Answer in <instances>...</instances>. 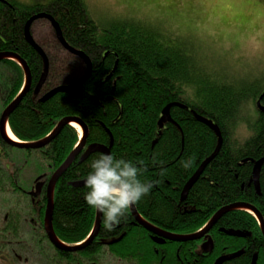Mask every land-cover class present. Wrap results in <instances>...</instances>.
<instances>
[{
	"label": "trees",
	"instance_id": "obj_1",
	"mask_svg": "<svg viewBox=\"0 0 264 264\" xmlns=\"http://www.w3.org/2000/svg\"><path fill=\"white\" fill-rule=\"evenodd\" d=\"M41 11L58 21L67 41L88 54L93 64L92 74L84 84L59 92L45 102L34 95L44 61L24 38L26 22ZM36 42L50 60L44 92L76 76L81 68L79 60L65 53L54 38L45 44ZM2 52L18 54L32 75L31 90L9 118L11 131L21 141L40 140L61 119L79 117L89 130L87 147L93 143L109 145V129L113 136L111 150L118 155L149 160L153 153L158 155L163 164L148 163L145 175L159 183L136 206L148 222L167 232L192 234L203 228L219 209L239 202L257 208L264 219V164L259 171L260 193L253 183L254 161L264 157V114H259L254 124V135L244 143L237 141L234 129L248 92L210 83L209 77L198 73L184 49L167 46L157 29L128 21L103 27L93 19L84 0H53L46 6L0 0ZM59 61L67 65L63 67ZM0 68L3 69L0 70L1 113L19 94L24 72L12 60L1 61ZM174 102L184 103L213 120L223 135L218 155L189 190L184 203L180 200L184 185L214 152L217 137L188 110L178 107L172 108L171 116L179 127L167 124L159 137L162 110ZM77 142L78 133L71 125H66L41 150L17 149L0 138L1 259L8 257L14 241L26 239L30 230V237L39 240L47 264H63L67 259L69 264H108L109 256L115 260L113 264H214L217 257L237 252L243 253L223 264H251L255 254L257 264H264L261 228L256 218L243 210L224 214L210 231L214 242L211 254L201 250L203 240L169 241L161 253V246L153 242L147 230L135 224L131 212L127 223L114 232L100 228L97 238L83 252L69 254L50 247L42 226L46 198L31 203L24 190L26 174L32 172L33 180L44 170L50 175ZM95 154L85 160L79 156L56 186L53 227L66 244L85 240L95 223L96 213L82 198L84 187L73 186L82 181L87 172L86 163ZM187 157H193L194 163L184 169L179 161ZM121 236L119 242L104 249V240Z\"/></svg>",
	"mask_w": 264,
	"mask_h": 264
},
{
	"label": "rangeland",
	"instance_id": "obj_2",
	"mask_svg": "<svg viewBox=\"0 0 264 264\" xmlns=\"http://www.w3.org/2000/svg\"><path fill=\"white\" fill-rule=\"evenodd\" d=\"M16 1L31 5H49L53 0ZM84 2L93 19L103 27L125 21L153 27L159 31L167 46L183 48L192 59L198 73H204L209 77L210 83L219 88L222 85H231L235 89L247 91L249 96L242 107L233 136L240 143H244L254 135V124L259 115L255 97L264 89V59L252 57L229 60L212 57L195 34L205 28L216 27L220 23L239 24L243 30L252 19L250 15L252 9L249 6L256 5L259 0H84ZM204 3L217 7L204 8L201 6ZM221 5L232 7H219ZM33 30L35 39L40 43L53 41L48 21L41 20L35 23ZM59 62L63 67L67 65L65 61ZM81 69L82 67L76 71V76ZM43 172L47 173L48 170ZM32 176V172L26 174V189L31 186ZM17 250L20 252L19 248ZM24 253L25 250H21L20 254ZM31 263L43 264L40 259H32ZM24 264L29 263L24 261Z\"/></svg>",
	"mask_w": 264,
	"mask_h": 264
},
{
	"label": "water",
	"instance_id": "obj_3",
	"mask_svg": "<svg viewBox=\"0 0 264 264\" xmlns=\"http://www.w3.org/2000/svg\"><path fill=\"white\" fill-rule=\"evenodd\" d=\"M39 19H46L50 22L52 28L54 29L55 38L58 41V43L68 53L78 57L83 62L84 66H85V72L80 78L76 79L75 81H73L70 84L58 86V87L54 88L53 90H51L49 93L45 94L41 98V101L45 102L59 92H66L69 90H74V89L80 87L82 84H84L92 74L93 64H92V60L90 59V57L85 52L81 51L80 49L74 48L73 46H71L68 43V41L66 40V38L63 35L62 29H61L59 23L50 14L40 13V14L32 16L27 21V23L25 24L24 37H25L26 42L44 60V72L41 75V78H40L37 86L34 89L35 96L39 95L42 87L44 86V84L47 80L48 74H49V67H50L49 66V59H48L47 55L45 54L43 48L40 47L35 42V40L32 37V34H31L32 24ZM3 60H14V61H16L23 68V71L25 74V82H24L23 90L3 110V112L0 116V136L6 144H8L12 147L18 148V149H26V150L41 149V148L46 147L48 144H50L57 137V135L61 132V130L66 125H68V124L73 125V123H75L82 128L83 137H82V140H81L79 146L73 152H71V154L68 156V158L65 160V162L54 172V174L52 175V177L49 181V184L47 186V207H46L45 219H44L45 232H46L50 242L52 243V245L55 248H57L60 251L72 252V253L82 251L91 245L92 241L94 240V238L99 233L101 224H100L98 214L96 213V221H95L93 232H92V235L90 236V238L82 245L67 246L59 240V238L57 237V235L54 231V228H53V210H54L53 198H54V192H55L57 182L65 174V172L69 169V167L72 165V163L75 161V159L78 157V155L80 154V152L83 150V148L85 146L86 138H87V127L81 119L75 118V117H68V118L62 119L59 122V124L57 125V127L51 133L50 136H48L42 140H39L37 142L22 143L16 139L11 138L7 132V128L9 129V124H8L9 118H10L11 114L15 111V109L21 104L25 95L30 91L31 86H32V76H31V72H30V69H29L27 63L18 54L12 53V52H2V53H0V62ZM263 99H264V92L259 97V99L256 103V106H257V109L259 110V112L264 114V105H262ZM173 107H179L181 109L189 110V108L186 105H184L180 102H174V103H171V104H168L167 106H165L164 109L162 110V116L158 122L160 130H162L164 128V126L168 123H171L175 126H178V124L171 117V110ZM191 113L194 116L196 121L207 126L216 135L217 146H216L214 152L201 163V165L199 166L197 171L192 175V177L188 180V182L184 186V189L181 193V201H185L187 199V195H188L189 190L194 186V184L198 181L199 177L204 173L206 167L218 155V153H219V151L223 145V135H222V132H221V129L219 128V126L216 123H214L213 120L208 119L207 117H204L203 115L197 113L195 110H191ZM160 135H161V132L159 133V136ZM155 142H157V141H155ZM112 146H113V137H112L111 144L109 147L104 146V145H100V144H92L89 147V149L87 150V152L85 153L84 159H87L93 153L108 152L109 150H111ZM263 164H264V157L259 159L258 161H256L254 164V167H253V183H254L255 189L258 193H260L259 171H260V168ZM39 181L36 183L34 190L31 192V196L33 198H37L38 196H40L42 189L44 187V183L39 182ZM73 186L74 187H83V181L78 182V183L74 184ZM236 210H246V211L250 212L251 214H253L257 218V220L259 221V224L261 226V231H262V234L264 236V219H263V217L261 216L259 211L254 206L247 204V203H235V204H231V205L222 207L213 215L211 220L208 222L207 226L202 231H200L196 234H191V235H177V234H172V233H168L165 231H161L160 229L154 227L153 225L149 224L144 219H142V217L139 215L136 207L132 209L131 213H132L135 221L137 222V224H140L146 230L153 233L154 235H156L160 238H163L162 241H157L159 243H161V242L163 243L164 239L174 241V242H188V241H194V240H198L200 238H203L206 235H208L209 231L217 224V222L220 220V218L224 214H226L228 212L236 211ZM239 236H241V234H239ZM156 239H158V238H155V240ZM120 240L121 239H118V240L114 241L113 243L118 242ZM202 248H203L204 252H206V253L212 252L213 251L212 240H208L207 242H205L203 244ZM241 254L242 253H237V254H232V255L220 257L215 262V264H223L226 261H230L234 258H237ZM252 264H257V255L254 256Z\"/></svg>",
	"mask_w": 264,
	"mask_h": 264
},
{
	"label": "clouds",
	"instance_id": "obj_4",
	"mask_svg": "<svg viewBox=\"0 0 264 264\" xmlns=\"http://www.w3.org/2000/svg\"><path fill=\"white\" fill-rule=\"evenodd\" d=\"M204 8L217 6L204 3ZM219 7H232L221 5ZM252 19L241 29L239 24H217L205 28L195 35L208 54L215 58L264 59V0L249 6ZM148 163L162 165L158 155L147 158H131L116 152H98L86 163L87 172L81 177L85 191L84 203L98 214L101 228L112 233L125 225L133 208L139 205L152 191L159 180L149 179L145 173ZM193 157L182 158L180 167L190 168Z\"/></svg>",
	"mask_w": 264,
	"mask_h": 264
},
{
	"label": "flooded vegetation",
	"instance_id": "obj_5",
	"mask_svg": "<svg viewBox=\"0 0 264 264\" xmlns=\"http://www.w3.org/2000/svg\"><path fill=\"white\" fill-rule=\"evenodd\" d=\"M151 237H152V236H151ZM209 237H210V233H209ZM151 239H152V238H151ZM97 242L99 243V241H97ZM167 242H169V241H164L163 244H157V243H155V242H154V243H155L156 245H158V246H161V249H162V250H161V249H159V250H160V252L162 253L163 250H164L165 244H166ZM170 242H171V241H170ZM213 251H214V249H213ZM213 251H212V252H213ZM212 252H211V253H212ZM158 253H159V252H158ZM211 253H210V254H211ZM219 257H220V256H219ZM219 257H217L216 259H218ZM252 259H253V258H252ZM67 262H69L68 259H67ZM251 263H252V262H251ZM67 264H68V263H67ZM160 264H162V263H160Z\"/></svg>",
	"mask_w": 264,
	"mask_h": 264
},
{
	"label": "bare ground",
	"instance_id": "obj_6",
	"mask_svg": "<svg viewBox=\"0 0 264 264\" xmlns=\"http://www.w3.org/2000/svg\"><path fill=\"white\" fill-rule=\"evenodd\" d=\"M75 126H76V128L79 130V132H80V134H81V129H80V127H78L77 125H75ZM7 132H8V134H9V136H10L11 138L14 139L13 135L11 134V132L9 131L8 128H7Z\"/></svg>",
	"mask_w": 264,
	"mask_h": 264
}]
</instances>
